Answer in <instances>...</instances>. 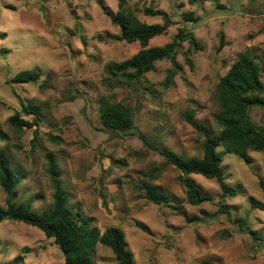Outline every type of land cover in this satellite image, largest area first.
<instances>
[{
  "label": "rangeland",
  "instance_id": "1",
  "mask_svg": "<svg viewBox=\"0 0 264 264\" xmlns=\"http://www.w3.org/2000/svg\"><path fill=\"white\" fill-rule=\"evenodd\" d=\"M119 0H0V150L21 181L13 189L15 203L29 202L33 212L52 203L47 159L58 166L59 184L69 206L92 219L100 231L109 227L125 235L134 264H264V154L249 152L251 163L223 156L225 183L234 196L221 195L214 180L190 178L207 197L191 206L181 174L144 144L165 147L183 157H201L203 138L183 119L193 110L195 121L214 135L216 85L243 52L256 61L264 55V0H123L126 9L146 24L170 19L163 34L148 47L176 39L179 29L191 31L192 48L179 42L182 70L165 84L168 61H159L137 84L108 75L106 68L132 57L137 43L115 39L118 27L103 13H115ZM223 41L221 48L220 41ZM188 61L191 63L189 66ZM35 70L34 83L14 81ZM102 100L129 108L134 128L124 135L100 121ZM38 109L40 121L21 112ZM20 112L30 126L12 127ZM264 127V109L249 112ZM221 149H219L220 151ZM151 180L170 201L154 205L139 189ZM0 206L5 194L0 187ZM256 232L252 240L241 226ZM92 264H118L112 252L98 245ZM63 264L61 251L38 229L21 222L0 223V264Z\"/></svg>",
  "mask_w": 264,
  "mask_h": 264
},
{
  "label": "trees",
  "instance_id": "2",
  "mask_svg": "<svg viewBox=\"0 0 264 264\" xmlns=\"http://www.w3.org/2000/svg\"><path fill=\"white\" fill-rule=\"evenodd\" d=\"M103 13L118 27L119 34L115 37L117 41L139 45V50L132 57L112 63L106 68L108 75L123 79L128 84L139 83L146 74L153 71L156 62L165 60L170 63L165 84L171 85L174 77L182 70L176 60L178 41H187L192 48L197 47L193 33L186 28L179 29L176 39L171 43L148 47L149 41L163 34L171 24L170 19L161 11L145 10L146 15L161 16L163 23L153 25L141 22L135 12L125 8L123 0H119L115 13L106 10H103ZM222 45L221 40L219 48ZM188 63L191 67V63ZM39 77L35 70H24L17 73L13 79L20 83H34ZM215 100L217 112L214 115V123L219 130L216 135L195 121L193 110H186L182 114L186 123L203 138L201 157H183L165 147L152 146L140 137L146 146L181 174L180 181L184 187L185 198L191 206H198L207 201V197L190 178L191 175L214 180L223 197L234 196L235 189L225 183L223 156L235 155L249 166V152L264 154V127L252 124L249 116L253 107L264 109V55L256 61L247 51L239 54L226 74L219 79ZM21 112L32 115L36 120L35 125L40 121V113L33 106L22 105ZM99 114L102 126L107 129L128 135L134 128L129 108L121 103L102 100ZM8 121L15 128L30 126V123L20 119V112ZM47 173L53 187L52 203L43 211L33 212L29 202L15 203L12 191L19 185L21 177L11 166L7 154L0 150V187L5 194V207L0 206V223L11 220L38 229L47 239H52L53 244L61 251L63 264H92L91 257L98 245L108 248L118 264H134L133 255L127 249L125 235L120 229L109 227L102 232L92 225L90 217L70 208L68 195L59 184L57 163L52 158L47 159ZM154 178L155 176H150L140 184L143 198L154 205H167L170 199L152 184L151 180ZM259 187L264 191V182L259 181ZM241 226L252 240H260L245 222Z\"/></svg>",
  "mask_w": 264,
  "mask_h": 264
}]
</instances>
